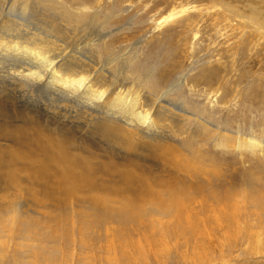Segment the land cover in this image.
Here are the masks:
<instances>
[{"label": "bare ground", "instance_id": "1", "mask_svg": "<svg viewBox=\"0 0 264 264\" xmlns=\"http://www.w3.org/2000/svg\"><path fill=\"white\" fill-rule=\"evenodd\" d=\"M70 2L86 8L83 2ZM245 5L264 26L258 4ZM71 6L68 12L64 4L55 6L49 0H0V220L5 215L21 216L30 224L63 221V215L84 208L130 221L150 209L175 211L181 220L183 201L195 188L193 180L178 174L195 173L189 147L197 156L220 133L217 145L226 141L224 147H246L262 154L264 162V140L240 135L231 139L232 134L226 136L212 124L207 109L200 113L188 108L186 99L173 98L180 80L169 85L167 80L177 72L176 56H164L160 70L165 80L152 72L138 84L117 81L114 60H99L100 38L81 32L87 14ZM180 12L173 10L161 22H170ZM93 17L98 20L97 13ZM197 18L195 14L188 19L195 23ZM209 27L206 21L190 31L197 38L201 28ZM182 37L166 48L184 51L187 41ZM217 51L227 58L224 47ZM246 52L257 53V47L246 44L235 50L231 68ZM225 65L227 73L231 68L227 61ZM19 102L32 104L33 110ZM94 135L114 142L124 154L89 140Z\"/></svg>", "mask_w": 264, "mask_h": 264}, {"label": "rangeland", "instance_id": "2", "mask_svg": "<svg viewBox=\"0 0 264 264\" xmlns=\"http://www.w3.org/2000/svg\"><path fill=\"white\" fill-rule=\"evenodd\" d=\"M70 1L49 0L55 6L64 4L68 12L72 5L87 14L86 24L80 23L81 32L100 38L98 59L114 60L112 72L117 81L138 84L152 72L165 80L166 74L160 70L164 56L168 60L176 56L177 72L167 80L168 85L180 80L173 98L186 99L188 108L200 113L207 109L212 124L219 125L226 136L232 134L231 139L240 135L264 140V26L251 17L254 13L245 5L257 3L264 22V0H77L84 3V9ZM173 10L181 11L180 15L161 22ZM96 13L98 20L93 17ZM195 14L200 21L193 23L188 18ZM206 21L210 27L201 28L194 38L191 27ZM181 37L187 41L184 51L166 48ZM246 44L256 46L257 53L246 52L239 65L231 68L233 53ZM220 47L227 58L217 51ZM226 61L231 68L227 73L222 69ZM19 104L33 110L32 104ZM222 135H214L209 152L202 149L196 156L189 147L195 157L191 164L195 173L188 177L190 173L180 170L178 174L193 180L196 189L190 188L183 201V219L178 220L175 211L150 209L130 221L98 216L95 209L84 208L63 215V221L41 219L31 225L21 216L3 215L0 264H264L263 156L246 147H224L226 141L217 145ZM88 138L124 154L102 135ZM43 226L46 228L40 229Z\"/></svg>", "mask_w": 264, "mask_h": 264}]
</instances>
